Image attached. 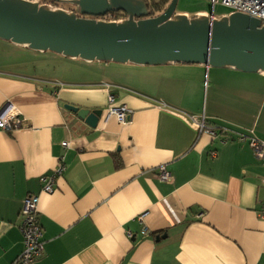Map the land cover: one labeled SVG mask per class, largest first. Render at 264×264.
Returning a JSON list of instances; mask_svg holds the SVG:
<instances>
[{
  "label": "crops",
  "instance_id": "1",
  "mask_svg": "<svg viewBox=\"0 0 264 264\" xmlns=\"http://www.w3.org/2000/svg\"><path fill=\"white\" fill-rule=\"evenodd\" d=\"M109 94L129 122L107 114ZM67 104L102 113L90 126ZM6 106L26 122L0 128V264L22 251L28 194L44 239L33 264H264V158L231 132L264 140L263 71L65 59L0 38ZM201 116L216 136L199 132ZM61 158L56 188L41 192Z\"/></svg>",
  "mask_w": 264,
  "mask_h": 264
},
{
  "label": "water",
  "instance_id": "2",
  "mask_svg": "<svg viewBox=\"0 0 264 264\" xmlns=\"http://www.w3.org/2000/svg\"><path fill=\"white\" fill-rule=\"evenodd\" d=\"M177 2L170 0L159 15L149 16L142 0H76L78 14L28 0H0V38L86 61L201 63L264 71V26L259 19L241 12L189 18L176 13ZM114 11L127 17L98 19ZM65 107L90 126L102 113Z\"/></svg>",
  "mask_w": 264,
  "mask_h": 264
},
{
  "label": "built area",
  "instance_id": "3",
  "mask_svg": "<svg viewBox=\"0 0 264 264\" xmlns=\"http://www.w3.org/2000/svg\"><path fill=\"white\" fill-rule=\"evenodd\" d=\"M210 2L212 12L198 15H207L208 17L216 18L214 15V7L215 4L219 2L224 7L230 9L228 13H224L221 16L228 15L232 12H241L259 19L261 26H264V0H210ZM107 101V114L109 116L113 115L116 120L122 124L131 120L132 110L130 108L124 104L115 105L114 98L110 94L107 97ZM7 109V106L0 109L1 129L11 130L25 125L26 119L24 117H22L17 111L11 113ZM193 122L197 126L199 132H206L212 137L216 136L214 127L210 125L203 116L193 118ZM221 132H229V129L222 128ZM231 132L234 133V137L232 138L233 140L240 143L246 142L248 144L255 158H264V140L254 136L252 133L248 134L236 131ZM226 140V138H222L221 142H225ZM67 145V141L62 142L63 147H66ZM64 170L65 164L61 158L51 173L40 176V191L44 193L52 192L56 188V178L61 176ZM158 170L159 177L161 179H169L170 173L164 165L159 166ZM38 202L39 195L36 194H28L22 200L19 212L21 220L19 228L22 233L23 248L14 260L13 264H33L35 260L42 255L44 239L42 228L38 220ZM259 215L264 217V202L261 203Z\"/></svg>",
  "mask_w": 264,
  "mask_h": 264
},
{
  "label": "rangeland",
  "instance_id": "4",
  "mask_svg": "<svg viewBox=\"0 0 264 264\" xmlns=\"http://www.w3.org/2000/svg\"><path fill=\"white\" fill-rule=\"evenodd\" d=\"M34 3H38L39 5H46L50 8L53 9H63L65 11H67L68 13H71L70 10L60 7V6H55L53 4L50 3H42L41 0H28ZM58 2H62L64 3L66 6H68L69 4H75L76 0H55ZM195 9H204L207 10L208 12H211V2L210 0H178L177 2V6L175 11H182V10H186L187 12L191 13L189 15H187V17L191 18V17H195L196 15H193V10ZM230 11L229 8L224 7L223 5H221L219 2L215 4L214 7V14L216 16H219L223 13H228ZM193 15V16H192ZM54 53V52H53ZM57 54V53H55ZM60 55V54H58ZM63 56V55H62ZM65 59H70L69 57L63 56Z\"/></svg>",
  "mask_w": 264,
  "mask_h": 264
},
{
  "label": "trees",
  "instance_id": "5",
  "mask_svg": "<svg viewBox=\"0 0 264 264\" xmlns=\"http://www.w3.org/2000/svg\"><path fill=\"white\" fill-rule=\"evenodd\" d=\"M145 4V7L148 11L149 16H157L159 15L164 9L167 7L169 4L170 0H142ZM42 3H50L55 6H60L63 8H66L76 14H78V8L74 4H69L66 6L62 2H58L55 0H41ZM127 15L123 13L122 11H114V12H109L105 14L104 16L99 17L98 19L110 21V20H120L126 18Z\"/></svg>",
  "mask_w": 264,
  "mask_h": 264
},
{
  "label": "bare ground",
  "instance_id": "6",
  "mask_svg": "<svg viewBox=\"0 0 264 264\" xmlns=\"http://www.w3.org/2000/svg\"><path fill=\"white\" fill-rule=\"evenodd\" d=\"M47 8H49L50 10H59V9H53V8H50V7H47ZM264 72V71H263Z\"/></svg>",
  "mask_w": 264,
  "mask_h": 264
}]
</instances>
